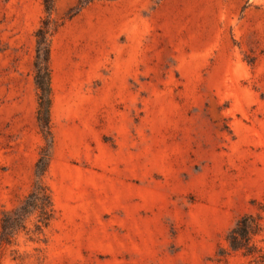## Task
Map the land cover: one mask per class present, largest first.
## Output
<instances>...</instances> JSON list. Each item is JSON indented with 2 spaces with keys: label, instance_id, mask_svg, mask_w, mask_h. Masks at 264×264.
<instances>
[{
  "label": "rangeland",
  "instance_id": "rangeland-1",
  "mask_svg": "<svg viewBox=\"0 0 264 264\" xmlns=\"http://www.w3.org/2000/svg\"><path fill=\"white\" fill-rule=\"evenodd\" d=\"M54 7L44 152L43 0H0V231L37 180L53 207L41 232L33 213L0 240V264H249L227 235L264 216V0Z\"/></svg>",
  "mask_w": 264,
  "mask_h": 264
},
{
  "label": "trees",
  "instance_id": "trees-1",
  "mask_svg": "<svg viewBox=\"0 0 264 264\" xmlns=\"http://www.w3.org/2000/svg\"><path fill=\"white\" fill-rule=\"evenodd\" d=\"M45 17L36 29L35 57L33 62V79L37 92L36 119L46 145L44 152L51 143L50 106H51V69H50V35L52 28V14L55 10L54 0H43ZM47 153L41 156L36 164V171L42 174L46 169ZM264 208V204H263ZM52 200L48 188L37 180L33 189L12 210H4L1 215L0 240L10 243L12 237L26 228V220L35 213L36 221L32 232L39 233L52 216ZM264 216L243 214L231 228L227 235L228 245L233 251H240L245 256H251L249 264H263L264 256L255 255L258 250L251 243V236L261 230L260 220Z\"/></svg>",
  "mask_w": 264,
  "mask_h": 264
}]
</instances>
